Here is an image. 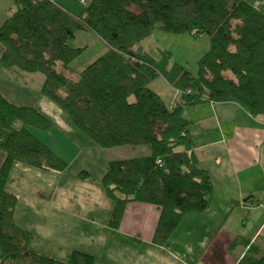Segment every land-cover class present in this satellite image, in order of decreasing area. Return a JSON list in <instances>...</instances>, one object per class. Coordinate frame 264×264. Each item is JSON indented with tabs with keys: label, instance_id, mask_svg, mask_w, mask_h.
<instances>
[{
	"label": "trees",
	"instance_id": "1",
	"mask_svg": "<svg viewBox=\"0 0 264 264\" xmlns=\"http://www.w3.org/2000/svg\"><path fill=\"white\" fill-rule=\"evenodd\" d=\"M15 2L0 25L1 62L42 73L41 94L102 148L147 147L143 155L108 161L102 184L114 201L109 224L118 229L131 202L152 203L160 210L153 241L167 245L185 214L206 211L215 193L210 171L188 148L192 120L185 108L236 101L264 120V13L247 0H79L78 16L57 0ZM81 29L99 35L108 49L72 77L71 64L85 50L72 45ZM156 29L209 36L196 74L181 64L167 68L168 51L154 60L140 49ZM161 74L180 95L174 106L151 87ZM55 125L38 106L11 101L0 90V264H99L80 249L64 259L39 252L30 244L34 233L15 222L18 195L7 188L15 162L57 173L69 166L31 130ZM248 245L237 264H264V242Z\"/></svg>",
	"mask_w": 264,
	"mask_h": 264
},
{
	"label": "crops",
	"instance_id": "2",
	"mask_svg": "<svg viewBox=\"0 0 264 264\" xmlns=\"http://www.w3.org/2000/svg\"><path fill=\"white\" fill-rule=\"evenodd\" d=\"M247 1L264 13V0ZM16 8L15 0H0V25L16 11ZM154 34L160 37L168 35L161 29H156L150 37ZM104 43L107 50L108 46L105 41ZM140 49L150 55L142 46ZM157 49L162 56L165 50L158 47ZM33 74L20 71L15 67L10 68L0 60V90L11 101L35 106L40 98L41 89L39 91V88H42L44 76L39 79ZM37 78L38 81L41 80L40 83L36 82L33 85L34 79ZM22 79L25 81L23 89H19L17 88L18 80ZM158 80L164 82L162 88L156 90L152 85L151 87L163 98L167 95L165 89H169L172 94L164 100L170 106H174L179 99L178 91L168 80ZM155 81L156 79L152 83ZM42 104L55 106L47 98ZM185 114L192 120V143L188 148L196 153L200 166L210 171L214 181L215 193L210 207L204 212L186 213L170 237L169 243L160 245L153 241L160 218L157 205L140 201L129 203L118 229H114L109 224L110 219L107 218L109 216L107 213H111L114 206L106 199L94 198L89 206H103L106 213L95 212L102 211L101 207H89L88 214L79 218L82 226L80 235L77 234L94 243H89L84 248L80 245L74 246L68 251V255L74 249L95 255L94 246L91 245H96L97 238L99 242L104 241L101 243V249L105 257L103 260H97L99 264H237L248 249V242L255 240L264 242L263 118L254 117L236 101H205L186 107ZM31 130L60 154L68 164L70 163L71 158L67 150L72 146V142L66 134H63V131L56 126L47 131L38 128H31ZM57 137L61 142L59 146L55 142ZM4 158V152L0 150V166ZM26 168L30 171L28 164L15 162L12 173L15 172L17 177ZM57 174L60 175L61 172ZM11 184L7 183V188L17 194L19 200V192L11 188ZM88 193L91 196V193ZM57 196L59 203L54 204L53 201L44 211L60 215L63 207H71L68 193L64 194L60 191ZM21 211L22 214H19V211L15 212V222L33 232L34 223L28 220L30 213L25 215L26 206ZM96 224H99L96 228L100 229L95 233L94 225ZM70 228L73 229V227ZM33 242L32 240L30 244L35 250L58 257L49 249L42 247L43 245L38 246V243L33 244Z\"/></svg>",
	"mask_w": 264,
	"mask_h": 264
},
{
	"label": "rangeland",
	"instance_id": "3",
	"mask_svg": "<svg viewBox=\"0 0 264 264\" xmlns=\"http://www.w3.org/2000/svg\"><path fill=\"white\" fill-rule=\"evenodd\" d=\"M57 2L74 16L80 15L83 10L79 0H57ZM167 34L168 35L164 37H160L157 34H154L152 37H146L142 41L141 46L150 53L154 60H159L162 57L159 51H157V47L162 48L165 52H170L171 58L167 68L174 64H181L187 70L196 74L198 72L200 57L210 48L209 36L204 35L199 39H195L189 36V34L176 35L169 32H167ZM96 35L97 34L94 32L78 30L76 38L72 40L73 46H85L83 53L71 64L72 70L69 71V75L72 77H77L78 71L87 67L90 62L106 52L104 40H102L99 35ZM33 73L32 74L39 79L43 76L42 73L39 72ZM159 77L160 78H156V81L151 84L156 90L162 88L164 84L162 80L158 79H163L164 81L167 79L164 74H161ZM38 78L34 79L33 85L36 82L38 84L40 83L41 80L38 81ZM24 82L23 79L18 80L17 88L23 89ZM40 89L42 88H39V91ZM165 90L167 95H164V98H168V95L172 93L169 89ZM45 98L46 96L44 97L40 94V98L37 100L36 105L55 120L57 129L59 128L63 131V134H66L68 139L72 142V146L67 150L71 158L69 166L63 173L61 172V174L58 175L53 172V170H45L41 167L28 164L30 171L27 168L23 169L24 171L20 172L17 177L15 172L12 173L13 170H11L8 184L12 183L11 188L17 189L19 192L20 201L15 209L16 213L19 211L18 213L22 214L21 210H23L25 206V215L30 213L28 220L34 223L33 244L38 243V246L43 245L42 247L49 249L51 253H55L58 257L67 258L68 251L74 248V246L80 245L84 248L87 244L94 243L83 238V236H77V234L80 235L82 226V221L79 218L88 214L90 210L89 207H101L102 211L95 212L106 213L103 206H89V203L94 198L100 197L102 200H108L110 202L109 204L114 206L113 199L107 195L106 189L102 184V177L108 165L107 161L115 158H122L126 155H143L146 153L144 149H147V147L126 145L115 148H102L93 138L89 137L84 130L77 128L68 119L66 112L58 106H43L42 103ZM50 101L53 103L52 100ZM1 130L2 129H0V131ZM59 140V137L55 139L57 146L61 145ZM83 171H88V173H84L85 175L82 176L79 175ZM60 191H63L64 194H69L68 197L71 199V207H63L60 215L56 213L49 214L48 211H44L53 201L54 204L59 203L57 194ZM88 192L91 193V196ZM112 212L107 213V215H109L107 216L108 219H110ZM98 225L99 224L94 225L95 233L100 229L96 228ZM70 227H73V229ZM95 241L96 245H91L94 246L93 252L98 256L99 260H103L105 256H103L104 252L101 249V243L104 241L102 240L99 242L97 238Z\"/></svg>",
	"mask_w": 264,
	"mask_h": 264
},
{
	"label": "built area",
	"instance_id": "4",
	"mask_svg": "<svg viewBox=\"0 0 264 264\" xmlns=\"http://www.w3.org/2000/svg\"><path fill=\"white\" fill-rule=\"evenodd\" d=\"M81 2L85 3V2H86V0H81Z\"/></svg>",
	"mask_w": 264,
	"mask_h": 264
}]
</instances>
